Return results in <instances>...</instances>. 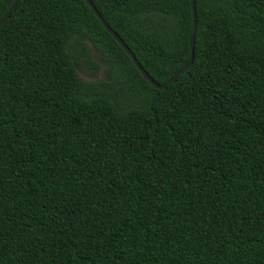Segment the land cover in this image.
Returning a JSON list of instances; mask_svg holds the SVG:
<instances>
[{
	"label": "trees",
	"instance_id": "1",
	"mask_svg": "<svg viewBox=\"0 0 264 264\" xmlns=\"http://www.w3.org/2000/svg\"><path fill=\"white\" fill-rule=\"evenodd\" d=\"M90 2L156 83L188 60L190 0ZM195 8L192 63L156 89L84 0L18 1L0 264H264V0Z\"/></svg>",
	"mask_w": 264,
	"mask_h": 264
},
{
	"label": "water",
	"instance_id": "2",
	"mask_svg": "<svg viewBox=\"0 0 264 264\" xmlns=\"http://www.w3.org/2000/svg\"><path fill=\"white\" fill-rule=\"evenodd\" d=\"M19 0H13L12 4L10 5L7 12L4 14V16L0 19V25L4 23L7 18L10 16L13 9L16 7ZM86 4L90 7L92 12L95 14V16L98 18L104 29L113 37V39L122 47V49L125 51V53L129 56V58L132 60V63L135 65V67L138 69L140 74L146 79L148 83H150L154 88L156 89H163L166 86H168L170 83H172L174 80H176L184 71L190 66L192 63L193 57H194V41H195V27H196V8H195V0H190L191 4V10H192V25H191V31L189 36V48H190V56L188 60L185 62V64L177 70L168 80H166L162 84H158L153 79L149 77V75L144 71V69L140 66V64L137 62L135 56L132 54L130 49L124 44V42L119 38V36L105 23L101 15L98 13V11L95 9L93 4L90 2V0H84Z\"/></svg>",
	"mask_w": 264,
	"mask_h": 264
},
{
	"label": "rangeland",
	"instance_id": "3",
	"mask_svg": "<svg viewBox=\"0 0 264 264\" xmlns=\"http://www.w3.org/2000/svg\"><path fill=\"white\" fill-rule=\"evenodd\" d=\"M79 76L84 80L93 81V80L101 78L103 74H102V70H99L96 74H93V75H85L79 72Z\"/></svg>",
	"mask_w": 264,
	"mask_h": 264
}]
</instances>
